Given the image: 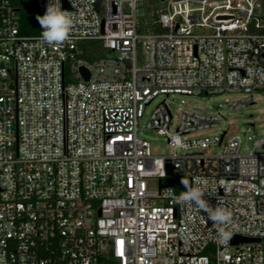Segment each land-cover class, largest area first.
Instances as JSON below:
<instances>
[{"label": "built area", "instance_id": "2783aa9c", "mask_svg": "<svg viewBox=\"0 0 264 264\" xmlns=\"http://www.w3.org/2000/svg\"><path fill=\"white\" fill-rule=\"evenodd\" d=\"M158 1L162 31L140 34L144 0H58L74 26L47 44L42 31L23 35L12 0H0V264H264V138L242 153L218 116L188 109L174 126L167 99L146 116L171 95L256 104L262 0ZM86 41L104 56L83 58ZM148 131L172 153L153 155ZM182 178L231 210L226 242L176 201Z\"/></svg>", "mask_w": 264, "mask_h": 264}, {"label": "rangeland", "instance_id": "374dc122", "mask_svg": "<svg viewBox=\"0 0 264 264\" xmlns=\"http://www.w3.org/2000/svg\"><path fill=\"white\" fill-rule=\"evenodd\" d=\"M155 1L159 2L158 0ZM152 2H154V0H144L142 6L147 8ZM141 42H143V40H141ZM84 44L90 43L86 42ZM139 53H142L141 49H139ZM102 56L104 55H101V57ZM260 95L261 98H257L256 104L235 110L220 109L219 104L224 103L226 100L232 101L240 98V95L237 93H225L212 96H207L205 94L192 96H162L157 98L153 104L148 107L146 116L149 117L155 106L164 99H167V104L172 111L174 126H176L180 120L182 111L186 109L194 112H205L216 115L219 117V132L228 130L229 135H240L243 140L242 153H247L254 148L253 142L264 138V94L261 93ZM253 125L255 127H253ZM145 135L150 142L153 155L168 156L172 153L170 146L161 136L152 131L146 132ZM249 137H251V139H249ZM259 150L264 151V146L260 147ZM168 180L172 182L175 179L170 178Z\"/></svg>", "mask_w": 264, "mask_h": 264}, {"label": "clouds", "instance_id": "9594fccd", "mask_svg": "<svg viewBox=\"0 0 264 264\" xmlns=\"http://www.w3.org/2000/svg\"><path fill=\"white\" fill-rule=\"evenodd\" d=\"M36 19L41 26V39L47 44H60L67 41L70 37L74 26V19L68 11L61 10L58 0H50L44 15H37ZM181 183L185 187L176 201L188 207L195 206L200 211L207 214V219L211 220L213 225L219 226L217 234L223 241L230 239V233L227 226L231 224L232 212L224 207H212L204 198L206 190L199 185V181L195 182L196 186L183 179ZM171 192V189H165V193ZM208 194V193H207ZM209 195V194H208Z\"/></svg>", "mask_w": 264, "mask_h": 264}, {"label": "trees", "instance_id": "16d2710c", "mask_svg": "<svg viewBox=\"0 0 264 264\" xmlns=\"http://www.w3.org/2000/svg\"><path fill=\"white\" fill-rule=\"evenodd\" d=\"M263 3V15H264V0ZM12 4L18 10L21 33L23 35H38L42 29L39 25L36 16L42 14L43 0H12ZM152 8L148 6L144 8L140 6L139 15V29L141 33H160L162 30L158 25L154 23V17L151 14ZM90 44H84V43ZM82 42L81 45L84 47L83 58L88 60H94L104 55L100 44L98 42L86 41Z\"/></svg>", "mask_w": 264, "mask_h": 264}, {"label": "water", "instance_id": "95a60500", "mask_svg": "<svg viewBox=\"0 0 264 264\" xmlns=\"http://www.w3.org/2000/svg\"><path fill=\"white\" fill-rule=\"evenodd\" d=\"M18 11V10H17ZM221 18H224V17H220L219 19H221ZM225 18H227V17H225ZM82 72L84 73V75H85V80L86 81H88V79H89V74H88V72L85 70V69H83L82 70ZM239 242H251V240L250 239H245V238H238V237H235V238H233V240H232V243L233 244H238Z\"/></svg>", "mask_w": 264, "mask_h": 264}]
</instances>
